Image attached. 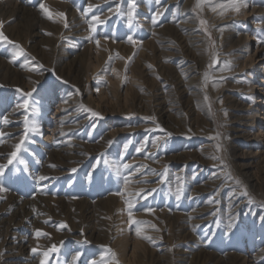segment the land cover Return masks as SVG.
Listing matches in <instances>:
<instances>
[{"label": "rangeland", "instance_id": "obj_1", "mask_svg": "<svg viewBox=\"0 0 264 264\" xmlns=\"http://www.w3.org/2000/svg\"><path fill=\"white\" fill-rule=\"evenodd\" d=\"M203 1L0 0V31L13 42L0 40V264H41L53 245L46 264H73L77 253L75 264H264V217L252 210L264 208V115L251 109L264 110L260 1L231 18L255 61L224 76L229 29L207 12L215 0ZM180 22L201 41L171 28ZM141 96L149 113L133 102ZM24 99L29 108H18ZM25 115L27 138L8 164ZM253 118L251 134L237 130ZM250 147L258 156L241 171ZM129 202L146 223L130 221Z\"/></svg>", "mask_w": 264, "mask_h": 264}, {"label": "bare ground", "instance_id": "obj_2", "mask_svg": "<svg viewBox=\"0 0 264 264\" xmlns=\"http://www.w3.org/2000/svg\"><path fill=\"white\" fill-rule=\"evenodd\" d=\"M203 1V0H202ZM207 2H212L213 0H206ZM258 1H260V4H256V5H254L253 6V8H252V11H254V13H256L257 15H259L260 17H259V20H260V23H257V27H259V28H262V30L264 29V2H263V0H257V2ZM203 2H205V1H203ZM233 2H235L238 6H239V8H241V9H243V11H245L244 12V14H243V11H241V15H239L240 13L239 12H237V10H236V8L235 7H232L231 5H232V3ZM249 1L248 0H215V4L214 5H210V6H206V9H207V12H209V14H212L213 13V15H214V17H213V22L215 23V24H217L218 26H220L221 28V30H223V29H225V28H228L229 29V31L227 32V34L225 35V33L226 32H222L221 33V38H220V42L222 43V42H224V43H226L227 45H229V49L230 50H232V52H231V54H230V59L228 60L229 62H232V68H229L228 69V67H227V69H228V71L227 72H225V73H222L223 74V76H224V74H231V75H233L232 73L233 72H238V71H240V72H243L244 71V68L245 67H249L248 66V64L249 63H251V61L253 62V61H255L254 60V55H252L251 54V47H250V41H249V37L247 36V37H244V34H243V32H242V28H240V25L239 24H235L236 22H233V19H231L232 18V16L235 14L236 16H238V17H245L247 14H248V12H247V10H246V5H247V3H248ZM213 3V2H212ZM244 6V7H243ZM235 8V9H234ZM248 8V7H247ZM219 11H221V12H224L225 14H227L226 15V17L227 16H229V14H230V16H229V18L227 17H225V18H218V16H217V14H218V12ZM233 11L234 12H236V13H233ZM239 13V14H238ZM216 15V16H215ZM78 23H80V22H78ZM223 23H226L225 25L223 24ZM230 23V24H229ZM189 26V27H188ZM195 25L194 24H191V25H188V24H186V23H183V22H180V24L178 25V26H173V27H171V28H175V29H189L190 31H191V35H193V39H195L196 41H201L200 40V35H198V34H194L195 32H197V30H194L195 29ZM223 35L225 36V37H223ZM194 40V41H195ZM263 50H264V47H263ZM239 59H242V61H240ZM260 60H264V57H262ZM230 64V63H229ZM238 66V67H237ZM231 67V66H230ZM264 71V70H263ZM221 74V75H222ZM220 75V76H221ZM198 78V77H197ZM236 80L238 81L239 80V78H236ZM242 82V81H241ZM262 88H261V91L263 92V94H264V80H262ZM76 83L77 84H80V82H77L76 81ZM222 83V82H221ZM221 83L219 84V85H221ZM217 85V84H216ZM231 85V84H230ZM241 85L242 84H239V83H236L234 86H233V88H238V90L239 89H242L244 86H242L241 87ZM249 86V85H248ZM245 89V88H244ZM254 89H255V86H254V84L252 83L251 84V86H249V87H247V91L248 90H251V94H252V96H255V94L253 93L254 92ZM260 89V88H259ZM64 92V91H63ZM234 92V91H233ZM60 93V95H62L63 93L60 91L59 92ZM62 93V94H61ZM234 94H235V92H234ZM91 99H92V96L90 95L89 96ZM144 97V96H143ZM143 97L141 96V97H134L133 98V102L134 103H137L138 102V106H140V107H144L145 108V111L147 112V113H149V111H150V109H151V105L149 104L150 102H148L145 98L146 97H144V99H143ZM145 100V101H144ZM157 100V99H156ZM259 101H264V99L263 100H259ZM158 102H160V101H158ZM232 102V101H231ZM234 102V101H233ZM240 102V101H239ZM161 103V102H160ZM71 106L72 108H74V110L76 111L77 109H80V107L78 106V104L77 103H74V102H69L66 98L64 99L63 98V106ZM160 106V105H159ZM253 106H255V105H253ZM77 107V108H76ZM242 107H244V106H242ZM251 109H252V114H254V118H258V119H260V118H263V115H264V110H263V112L262 113H260V110L262 109H260V108H255L254 109V107H251ZM245 111V110H244ZM162 112V111H161ZM145 113V112H144ZM146 113V114H147ZM238 116V115H237ZM62 118H65V117H62ZM67 118V117H66ZM253 118V120L251 119L250 121H248L247 123L249 124H247V125H245V124H242L241 126L242 127H239L237 130H239V131H241V132H243V133H247V132H249V134H251V132H250V130L248 131L247 130V128L251 125V124H254V123H256V120ZM248 119H250V118H248ZM245 120H246V118H245ZM263 120V119H262ZM241 121H243V120H241ZM69 122V121H68ZM260 128L262 127V126H259ZM252 131V130H251ZM110 134V133H109ZM264 135V134H263ZM258 136L259 135H257L256 137L258 138ZM255 138V137H254ZM253 138V139H254ZM256 138V139H257ZM252 139V138H251ZM256 139H255V141H256ZM249 140V139H248ZM253 142H254V140H253ZM253 144V143H252ZM263 144V143H262ZM260 146H262L261 145V143H259L258 144V147H257V149L258 148H260ZM258 151L259 150H255L253 147H250V148H248V150L247 151H245L244 152V154L241 156V158H242V163H239V167H240V169H241V171L242 170H248L249 168H251L252 166H251V163H250V161L252 160V159H254V158H256L257 156H258ZM263 152V151H262ZM179 156V155H178ZM66 162H68V161H66ZM244 174V173H243ZM216 175V176H215ZM245 175V174H244ZM212 176L214 177V178H216V180H214V182H217L218 183V181H220V179L222 178V176H221V174L220 173H218V172H213L212 173ZM212 177V178H213ZM255 178V177H254ZM249 181H251V184L254 186V187H256V185H257V183L256 182H254V180H252V178H251V180H250V178L248 179ZM257 180V179H256ZM128 184V183H127ZM226 186H229V187H231L232 186V183L231 182H227V185ZM257 188V187H256ZM233 199H237V197H235V198H233ZM247 203H249V202H247ZM250 205V204H249ZM247 207V206H246ZM250 210V209H249ZM253 214H254V216H256V217H258V215L259 216H261V217H264V208H260L259 206H257V205H255L254 207H253ZM113 221V220H112ZM113 223V222H112ZM129 234L127 233L126 234V236L125 235H123V236H125V239H123V241H122V244H121V247L122 248H127L128 247V244H129V239H128V236ZM139 238H138V236H137V243L135 244V246L136 245H139V243H140V239L138 240ZM108 240V239H107ZM122 240V239H121ZM131 242V241H130ZM123 253H124V251H123ZM238 257V256H237ZM239 259V258H238ZM244 260V259H243ZM243 262V261H242ZM245 262V261H244Z\"/></svg>", "mask_w": 264, "mask_h": 264}, {"label": "snow or ice", "instance_id": "obj_3", "mask_svg": "<svg viewBox=\"0 0 264 264\" xmlns=\"http://www.w3.org/2000/svg\"><path fill=\"white\" fill-rule=\"evenodd\" d=\"M197 6H199V4H198ZM231 6H232V7H235L236 10L239 11V6H238L235 2H233ZM40 7H41V9H43L45 12H48V9L46 8V6H45L44 4H41ZM91 7H92V6L90 5L88 11L91 10ZM49 15L51 16V13H49ZM57 15L63 17L65 14L61 12V13H57ZM129 16L131 17V13H129ZM92 20L96 21L97 23H102V22H103V21H100L99 18L96 17V16H93V17H92ZM153 20L155 21V17H153ZM129 23H131V20L129 21ZM201 23L203 24V23H205V22H204V21H201ZM0 24H2V22H0ZM65 26H67V25H65ZM92 27H93V30H94V25H93ZM0 40L6 41V42H8V43H13L12 41H9V40H8V37L5 36L4 33H3L2 31H0ZM128 40L134 42L132 36H129V37H128ZM97 44H99V41H97ZM22 54H23V49H20V50L16 53L17 56L22 55ZM33 70L36 71L37 69H33ZM25 95L30 96L31 93L29 92V93H26ZM18 108H21V109H28V108H29V101H28L27 99H24V100H23V103L20 104V105H18ZM33 111H37V109H33ZM93 115H97V113H93ZM4 123H5V124L9 123V121L7 120V118H4ZM24 124H25L24 136H22L20 142L17 143V144L15 145V149H16V150L13 151L12 153H10L9 158H8V164H11V163L13 162V160L17 157V152L20 150V148H21V146L23 145L25 139L27 138V134H28V132H29V119H28V116H27V115L24 116ZM36 130H37V129H36L35 125L33 124V125H32V128H31V131H36ZM4 135H5L4 133H0V138H2ZM169 135H170V134H169ZM125 147H127V145H125ZM137 151H140V149H137ZM214 159H215V157H214ZM21 162H23V161H21ZM53 166H54V165H53ZM5 167H7V165H0V172H2L3 169H4ZM124 167H125V168H130L131 166H130V165H124ZM72 171L75 172L76 169H72ZM39 179H40L41 181H43V180L46 179V177H44V176H40ZM126 182H127V181H126ZM0 190H2V189H0ZM142 191H143V190H142ZM179 191H180V190L178 189V190H177V192H178V194H177V199L180 198ZM243 194H244V195H247V192H244ZM127 207H128V209H129L128 215H129L130 221H131L132 223H135V224L146 223V222L136 221V220H133V219H132V209H133L134 205H133L131 202L128 203ZM146 211L151 212L152 209L149 208V209H146ZM60 227L63 228V227H66V225L61 224ZM153 227H155V226L153 225ZM228 227H229V228L232 227L231 223L229 224ZM136 232H137V235H140V233H141V229L138 227V228L136 229ZM36 235H37V236H40V235H47V234H46V233H42L40 230H37ZM145 238H146V239H151V237H145ZM55 251H57V249H56V246L53 245L50 249H48V251L43 252V256L45 257V260H42V261H41V264H46V260H47V258H48V256H49V253H50V252H55ZM32 252H33V253H36V252H37V249H36V248H33V249H32ZM79 255H80V254L77 253L76 256L73 258V264H75V261L78 260ZM93 264H95V262H93Z\"/></svg>", "mask_w": 264, "mask_h": 264}]
</instances>
